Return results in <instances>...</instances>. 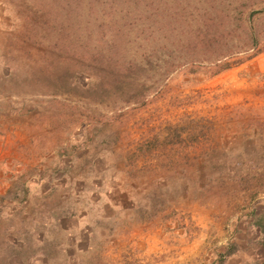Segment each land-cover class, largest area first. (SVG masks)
I'll use <instances>...</instances> for the list:
<instances>
[{"label":"rangeland","instance_id":"374dc122","mask_svg":"<svg viewBox=\"0 0 264 264\" xmlns=\"http://www.w3.org/2000/svg\"><path fill=\"white\" fill-rule=\"evenodd\" d=\"M81 123L71 152L59 139ZM178 134L203 164L153 176L147 142L175 161ZM0 142L8 200L23 178L50 186L43 206L0 212V264H203L264 201V0H0Z\"/></svg>","mask_w":264,"mask_h":264},{"label":"trees","instance_id":"16d2710c","mask_svg":"<svg viewBox=\"0 0 264 264\" xmlns=\"http://www.w3.org/2000/svg\"><path fill=\"white\" fill-rule=\"evenodd\" d=\"M212 38H213L212 33L198 32V33H196V36L193 37V41L202 40V42H206V44H207V42L212 41ZM206 44H204V46L208 47L209 44L208 45H206ZM108 48L109 47H107L106 52H102V53L99 52L100 56L99 55L96 56L99 61L105 62V63H110L111 60L118 58V57H115L112 53H110V51H108ZM252 49H253V47H252ZM246 57L248 58V56H246ZM238 62L239 61L237 59L236 61H233L232 63L222 61V62L212 63L208 66H197L195 64H190L191 68H193L191 73H195V74L202 73V74H206L209 77H213V76L217 75L221 70L229 69L232 65L237 64ZM122 67H123L122 68L123 70L120 69L122 71H120V72L116 71V72L110 74L111 80H112L113 76H117L118 79H119V77L128 76L129 70L132 68L135 69V67L133 65H129L126 68H124V66H122ZM72 74H73L72 78L76 77V75H77V73H72ZM102 80H104V79H102V76L100 75V73H98L97 77H92L91 79H89L88 82H86L85 88L86 89H90V88L97 89L98 85L101 84ZM112 82L116 83L117 79L112 80ZM100 86H102V85H100ZM128 98H130V97H128ZM128 98L126 99V103H129ZM51 122H53V120ZM81 124H83L82 125L83 131H81V129H77L78 132L76 134L72 133V137H69V136H71V134H70L71 131H68L67 133H65V136L67 137V138H65V141L63 138L61 139V137L59 139V142L61 145L63 144V142L65 144H68V146L66 148H70L71 152L76 151L78 148H82V147L87 146V144H88L87 141L90 139V135L92 134L90 132V129H88V126H86L84 123H81ZM197 136H198L197 134L194 135V133H193V135L188 136L187 140L188 141L192 140L191 142L194 143L197 141ZM187 140L185 141V139L180 137L179 134L177 136H175V138L170 140L169 145L173 146V144H174V145L179 146L178 152L176 155L177 159L175 161H173L172 159L165 158L164 156H160L163 154V152L159 156H153L152 152L150 150V147H151L150 145H152V144L147 142L146 148L148 150H145V151H148V156H149L150 160L151 159L154 160L158 164V168L160 169V171L157 172L156 167H150L149 164H147L148 166L146 168H147L148 172L149 173L152 172V175L154 174L153 176H156L159 178L160 177L159 174L163 175L164 173L168 172L169 170L173 171L174 174H175V172L180 174L181 171L178 170V166H177L178 163L181 164V166H183V165L187 166V165H189V162H190V164L192 163V165H194L195 167L200 166V164L202 165L203 164V162L201 161V157H202L201 154L202 153L201 154L200 153L198 154L195 152L191 153L189 151V154H188L187 150H186L187 153L183 151L184 150L183 148H185V146H187ZM61 145H60V147H61ZM189 148H192V147L190 146ZM140 151H142V150H140ZM163 151H165V149ZM182 151L184 153H181ZM181 154H182V156H181ZM144 161L147 162V159H145ZM134 162H135V160L132 159L130 164L134 166V164H135ZM140 171H142V170L141 169H132V170L129 169L127 171V173L130 176L136 177ZM40 177H41V174L40 175L38 174V176H36L33 181L28 180V181L22 182L21 183L22 188L19 189V193L22 194V196H27L29 194V191H30L29 184L35 185L37 183V181L42 183L45 181V179H46L45 177H47V176L43 174L42 178H44V179H41ZM47 178L49 179V177H47ZM259 202L260 201H258L256 204L251 206L249 209H245L244 212L241 215H239V217H237L236 219L231 221L228 225L227 224L225 225V228L228 229V230H226V232H229L230 237L233 238L234 235L239 232L238 231L239 230L238 229L239 224L245 223L247 220L252 221L253 214L255 211H257L256 207H257V204ZM262 223L263 222L261 221V223L258 224L260 226V232L261 233L264 232V223L263 224ZM248 227H249V225H248ZM226 242L227 243L222 245V246H217V245L214 246L213 245L210 248V251H208L207 254L204 255L203 264H230L231 261L236 259V258L241 259L243 261V264H264V263L259 262L260 256L257 252H255V249H253V251L249 253V249L248 248L245 249V246H243V247L241 246V250H240V248L237 247V243L234 240H232L230 242H229V240H227ZM257 254L259 256V259H257L258 257H256Z\"/></svg>","mask_w":264,"mask_h":264},{"label":"crops","instance_id":"0c3cea01","mask_svg":"<svg viewBox=\"0 0 264 264\" xmlns=\"http://www.w3.org/2000/svg\"><path fill=\"white\" fill-rule=\"evenodd\" d=\"M1 144V142H0ZM9 164L11 166H14V163L16 161L12 160H6L3 157V153L0 154V212L4 211L7 215L14 214H27L26 212L30 210L31 204L34 205L35 197H37V201L41 200L42 202L38 203L42 206L44 205V201H46L49 197V190L50 186L45 181L40 183L37 181V183L29 184V194L27 196H22V194L18 195L19 190L14 192V196L17 197V200L14 202V200H8L11 190L7 187L2 186V177L3 174L1 172V167L3 163ZM40 175V174H39ZM16 178V175H14ZM41 174V179L42 178ZM6 177V175H5ZM10 178V177H8ZM5 179V178H4ZM3 180V179H2ZM28 181L23 178V182ZM22 183V182H21ZM20 183L19 189L22 188V185ZM52 188V187H51ZM32 201V202H31ZM2 206V207H1ZM257 211L254 212L252 221L247 220L245 223L239 224V232L234 235V237H230L229 235L226 237L225 240L232 241L234 240L237 243V247L240 248L241 246H245V249H249V253L255 249V252H257L260 256L259 262L264 263V232H260V226L258 224L261 223V221L264 223V201L259 202L256 207ZM23 212V213H22ZM250 221V222H249ZM262 223V224H263ZM249 225V227H248ZM258 241V242H257ZM257 259H259V256ZM230 264H243V261L241 259H234L231 261Z\"/></svg>","mask_w":264,"mask_h":264}]
</instances>
